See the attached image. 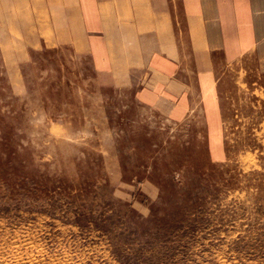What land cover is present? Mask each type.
<instances>
[{"label":"rangeland","instance_id":"1","mask_svg":"<svg viewBox=\"0 0 264 264\" xmlns=\"http://www.w3.org/2000/svg\"><path fill=\"white\" fill-rule=\"evenodd\" d=\"M173 69L0 30V264H264V81Z\"/></svg>","mask_w":264,"mask_h":264},{"label":"crops","instance_id":"2","mask_svg":"<svg viewBox=\"0 0 264 264\" xmlns=\"http://www.w3.org/2000/svg\"><path fill=\"white\" fill-rule=\"evenodd\" d=\"M0 30H27L43 48L85 50L108 80L116 67H147L139 99L179 90L169 76L187 61L241 67L264 81V0H0ZM155 79L166 89H154Z\"/></svg>","mask_w":264,"mask_h":264}]
</instances>
